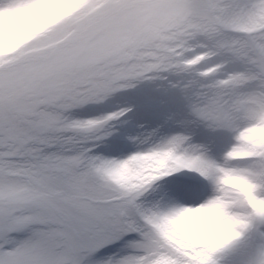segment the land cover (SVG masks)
<instances>
[{
    "label": "snow or ice",
    "instance_id": "snow-or-ice-1",
    "mask_svg": "<svg viewBox=\"0 0 264 264\" xmlns=\"http://www.w3.org/2000/svg\"><path fill=\"white\" fill-rule=\"evenodd\" d=\"M0 264H264V0H0Z\"/></svg>",
    "mask_w": 264,
    "mask_h": 264
}]
</instances>
